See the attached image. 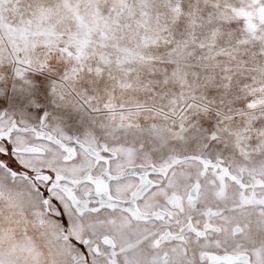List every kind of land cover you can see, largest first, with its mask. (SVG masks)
<instances>
[{
	"label": "snow or ice",
	"instance_id": "snow-or-ice-1",
	"mask_svg": "<svg viewBox=\"0 0 264 264\" xmlns=\"http://www.w3.org/2000/svg\"><path fill=\"white\" fill-rule=\"evenodd\" d=\"M0 264H264V0H0Z\"/></svg>",
	"mask_w": 264,
	"mask_h": 264
}]
</instances>
